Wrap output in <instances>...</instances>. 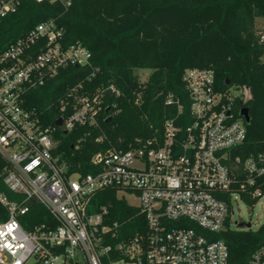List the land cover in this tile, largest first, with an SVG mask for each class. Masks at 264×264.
Wrapping results in <instances>:
<instances>
[{"label": "built area", "instance_id": "2783aa9c", "mask_svg": "<svg viewBox=\"0 0 264 264\" xmlns=\"http://www.w3.org/2000/svg\"><path fill=\"white\" fill-rule=\"evenodd\" d=\"M23 1L0 0V21ZM71 65L89 72L59 99L63 114L45 123L28 96ZM97 70L91 50L67 43L53 18L0 53V182L15 194L0 189L8 215L0 221V264H228V245L217 235L231 229L233 200L252 205L264 197V151L245 158L236 153L248 133L236 105L240 94L233 87L221 90L212 67L188 68L187 113L177 99V113L162 131L139 136L128 147L112 144L92 155L90 171L73 170L58 151V129L66 134L86 127V135L98 130L95 141L102 142L108 138L103 120L118 111L108 101L119 96L117 88H89ZM108 88L112 96L104 94ZM109 188L139 209L144 228L130 234L112 218L111 207L95 206ZM129 195L139 203L131 204ZM34 203L48 217L28 228L24 217ZM246 226L237 229H252L251 221ZM245 264H264V246Z\"/></svg>", "mask_w": 264, "mask_h": 264}, {"label": "trees", "instance_id": "16d2710c", "mask_svg": "<svg viewBox=\"0 0 264 264\" xmlns=\"http://www.w3.org/2000/svg\"><path fill=\"white\" fill-rule=\"evenodd\" d=\"M50 18L63 27L67 43L81 42L91 50L98 70L89 88L114 86L120 92L108 100L117 103L118 111L102 122L108 136L104 141H95L98 130L86 135V127L66 134L58 129V151L73 170L90 171L92 155L112 144L128 147L139 136L162 131L164 121L177 113V99L187 113L190 101L183 74L191 67H212L221 90L251 87L247 138L236 153L245 158L264 151V28L258 27V19H264V0H72L68 8L58 2L24 0L18 11L0 21V53ZM140 69L152 70L145 81ZM88 72L75 65L62 68L30 92L29 105L41 111L45 123L55 122L63 114L59 99ZM242 95L238 110L244 106ZM0 189L15 196L1 182ZM94 204L111 207L112 218L123 222L130 234L144 228L139 209L119 198L115 189L101 191ZM32 206L30 216L24 217L28 228L48 217L44 207ZM7 216L0 203V221ZM29 217L30 224L25 222ZM217 238L228 245V264H245L264 246V225L256 230L229 228Z\"/></svg>", "mask_w": 264, "mask_h": 264}, {"label": "rangeland", "instance_id": "374dc122", "mask_svg": "<svg viewBox=\"0 0 264 264\" xmlns=\"http://www.w3.org/2000/svg\"><path fill=\"white\" fill-rule=\"evenodd\" d=\"M258 27L264 28V19H258ZM151 69H140L138 74L141 81H145L151 73ZM234 94H240L241 90L237 87L232 88ZM128 201L131 204L137 205L139 203L138 199L133 196H127ZM234 213H232V223L231 229H237L238 227L245 228L246 224L251 221L252 230L258 229L260 226L264 225V197L260 198L254 204H248L241 198L233 200ZM239 223H244L245 225H240Z\"/></svg>", "mask_w": 264, "mask_h": 264}, {"label": "water", "instance_id": "95a60500", "mask_svg": "<svg viewBox=\"0 0 264 264\" xmlns=\"http://www.w3.org/2000/svg\"><path fill=\"white\" fill-rule=\"evenodd\" d=\"M227 84H229V81H226ZM242 93H243V104L244 106L241 108L240 110V115L242 117H244V119L246 120L247 124L250 123L251 117H250V113H249V109L246 106V104L253 98V93H252V89L249 85H246L242 88ZM106 96H112V88H108L105 93ZM57 124H61L62 123V118H59L56 122Z\"/></svg>", "mask_w": 264, "mask_h": 264}]
</instances>
